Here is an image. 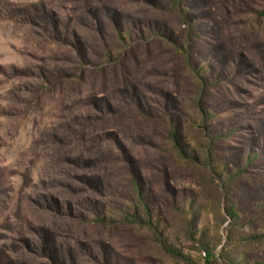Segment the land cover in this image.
I'll return each instance as SVG.
<instances>
[{
	"label": "rangeland",
	"instance_id": "rangeland-1",
	"mask_svg": "<svg viewBox=\"0 0 264 264\" xmlns=\"http://www.w3.org/2000/svg\"><path fill=\"white\" fill-rule=\"evenodd\" d=\"M259 235L264 0H0V264L251 263Z\"/></svg>",
	"mask_w": 264,
	"mask_h": 264
},
{
	"label": "trees",
	"instance_id": "trees-1",
	"mask_svg": "<svg viewBox=\"0 0 264 264\" xmlns=\"http://www.w3.org/2000/svg\"><path fill=\"white\" fill-rule=\"evenodd\" d=\"M202 114L205 116V117H209L210 114L208 113V110L205 108L203 109L202 111ZM212 117H209L206 121H205V124H206V127L204 129L205 131V134L206 135H209V136H212V141L214 143L212 144H215V142H217L218 140V136H213L212 135V128L211 127H208L207 126V123L209 122V120L211 119ZM174 139L177 140V144L179 146V150L182 151L184 153V155L188 156V157H192V159H195L197 158L196 154H194V152H187V149H189L186 145H184L182 142H181V139H180V136L178 134H175L174 133ZM209 158H210V162L212 164L215 163V160L213 159V154L211 152V154L209 153ZM222 168V169H221ZM226 168L222 166V164H218L217 165V171H219L220 173H223V177L228 181V182H232L234 181V179L236 178L235 175L236 174H243V172H246L245 169H238L236 171V174L235 175H232L231 173H226L225 171L223 172V170H225ZM222 177V175L220 176ZM137 204H138V213H136L135 215L132 216L133 219H135L137 222H144L146 224H149L145 221V219L147 220H150L149 219V216H150V206L148 205L147 201H146V196L141 193V192H138V199H137ZM235 209L234 208H230V207H227L226 210H225V214L227 215V217L230 219V221L233 223V224H239L240 223V217L239 215L234 211ZM152 220V219H151ZM264 239V235H259V236H256V237H248L247 238V241H249L250 243H253L254 241H260ZM228 260H225V262L227 264H264V261H255V262H245V261H235L234 259H229L227 258Z\"/></svg>",
	"mask_w": 264,
	"mask_h": 264
}]
</instances>
